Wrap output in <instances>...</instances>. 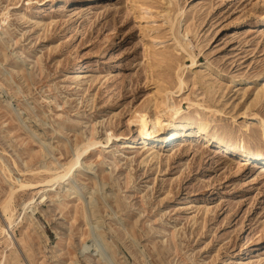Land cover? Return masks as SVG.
<instances>
[{
    "label": "rangeland",
    "instance_id": "1",
    "mask_svg": "<svg viewBox=\"0 0 264 264\" xmlns=\"http://www.w3.org/2000/svg\"><path fill=\"white\" fill-rule=\"evenodd\" d=\"M137 1L161 43L131 0H0L1 225L15 186L12 237L33 239L44 264H96L78 241L101 264H264L263 161L240 167L204 139L264 155V0ZM167 94L178 114L162 112ZM140 112L145 131L159 132L158 158L146 157L150 144L123 148L141 140ZM181 117L196 124L179 130ZM199 124L206 132L189 138ZM91 130L101 144L81 172L20 188L47 175L43 164L67 163ZM67 183L85 185L80 200L66 197ZM90 190L92 218L82 216ZM29 201L45 239L22 217Z\"/></svg>",
    "mask_w": 264,
    "mask_h": 264
},
{
    "label": "bare ground",
    "instance_id": "2",
    "mask_svg": "<svg viewBox=\"0 0 264 264\" xmlns=\"http://www.w3.org/2000/svg\"><path fill=\"white\" fill-rule=\"evenodd\" d=\"M131 1H132L134 10H136V12H137L136 13V17H137L136 19L138 20L137 22L140 23V26H142V31H144L145 33L148 34V36L151 37L152 42H160L161 43L162 42L161 38H163V37L160 34L159 27L157 26V24H155V20L152 18V16L149 13L150 8L147 7L144 3H140L137 0H131ZM5 16H6V14H4V17ZM4 21H5V19L3 20V22ZM179 46H180V44H179ZM16 56L18 57V55H16ZM82 73H83V71L81 70V68H79V70H77L76 73H74V74L80 75ZM78 77L79 76H77V78ZM178 80H179V90H181L184 82H183L182 78H179ZM76 84H79V82L77 80H76ZM261 90H262V88H261ZM259 93H260V90H258L256 97L259 95ZM165 100H167L168 102H160L159 103V105L164 107L162 112H164L166 110L169 112L170 111L175 112L173 114H178V109L175 107L174 103L169 102V101H171L169 94H167L165 96L163 101H165ZM7 106H9V105H6V107ZM167 115H169V114H167ZM146 116L147 115H145V113H142V112L138 113V127H139L138 128L139 129V138L138 139L141 138V140L138 141V140L134 139L133 141H125V142H123V148L135 149V148H138L137 146H139V145L141 147L148 146L149 144L150 145L153 144L156 140H158L160 138L158 136L159 132H154V131L147 132V131H145V125L147 126V123H148V119ZM180 119H183V121L179 125V130H180V128L184 129L186 127L187 128L192 127L193 125L196 124V123L194 124L193 120L188 118V117H181ZM160 122H161V119L159 118L157 120V123H160ZM259 127H260V131L264 135V123L259 122ZM174 129H175V127L172 128V130H174ZM194 132H196V136H192V137L190 136L189 138H195V139L198 138L199 139L206 132L205 125H200V124L197 125V128L195 129ZM204 139L206 140V143H207L206 146L207 147L208 146L211 147L213 145L216 146L217 153H222L225 156L237 153L235 155L239 159L240 167H241V165L242 166L249 165V164H251V162H255L254 163L255 166H257L256 164H258L259 161H263L262 164L264 165V155H262L261 153H258V152H253V151L251 152V150L246 148L244 143H242L240 146L234 147V146L228 144L227 142H223L222 139L221 140H213V139L207 137V135H204ZM107 141H109V139H107ZM99 144H101V141L96 140L94 132H93V130H91L89 137L86 140L76 143L72 157L67 163L62 164L59 167H55L54 169H52V167H50L46 164H43L41 166L40 172H44L47 175L45 177H43L41 181H38L32 185L20 183V188L23 189L25 187H29V188L31 187L32 189H36L39 187H53V185H55V184L63 183V181L65 179H67L68 177L71 178V176H73L74 173H79L82 171V165H81L82 158L89 152V150L91 148H96V147H98L97 145H99ZM50 147H49V149H50ZM154 149H155V145H151L147 149V151L145 152L147 154V156H146L147 158H149V157L158 158L159 157L158 151H155ZM113 155H114V153H113ZM260 166H258V167H260ZM262 168H263V173H264V166H262ZM256 169L259 170V168H256ZM68 184L69 183H67V185H66L67 187H69L68 189H65V187L63 188V190L67 192L66 197H68L70 199L78 198L80 200V198H81L80 196H82L85 192V190H84L86 188L85 185L78 187V185L77 186L76 185H70L69 186ZM17 191H18V189L15 188V186H11L9 191H8V196H7L6 200L1 205V208H3L5 211L4 216H5V221L8 224V228L2 227L1 221H0V246L4 245L3 250L2 251L0 250V264H44V262H45L44 256H43L42 260H39L37 257L38 256L37 244L33 239H31L29 237H25L24 233L21 235L20 238H15V237L13 238L12 237V235L14 233L13 232L14 228L12 225H13V223H15L14 218H13L14 217L13 199H14V195L16 194ZM50 192H51V190L41 192L40 203H46L47 202L48 198L50 197L49 196ZM96 192H97V190H96ZM96 192L94 190L91 191L90 193H88L86 191V193L89 194V197H87L88 195L85 193V195H87L86 197L90 198L89 208L85 209L84 211L81 210L84 214V215L82 214V216L89 217V218L95 217V215L97 216V213H98V212H96L97 209H95L96 208L95 204L93 205V203H92V197H93L94 193H96ZM35 194H37V191L36 192L34 191V196H35ZM34 196H31V197L34 198ZM86 200H88V199H86ZM31 202L32 201H29L26 204H24V211H23L22 217L26 218L27 223L30 226L35 225L36 228L35 227L34 228L36 230L37 229L40 230L39 231L40 236L45 239L46 235L44 234V231L42 229H40L38 221L34 216V211L31 210L30 213H25V209H27L26 207H29V204ZM61 206H63V205H61ZM75 213L79 214V212L77 210ZM87 220H88V218H87ZM95 221H98V220H95ZM96 225H98V222ZM38 230H37V232H38ZM76 244H77L76 246L80 252L88 254L90 259H96V264H101V260L96 253L91 254L92 252L91 253L88 252L89 246L85 245L82 241H78ZM59 247L60 246L58 244L56 246V248H58V249H56V251H55V253H56L55 256L60 255V252L62 251ZM89 262H90V260H89Z\"/></svg>",
    "mask_w": 264,
    "mask_h": 264
}]
</instances>
